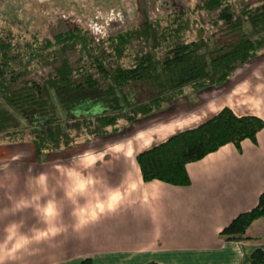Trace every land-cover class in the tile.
Listing matches in <instances>:
<instances>
[{
  "label": "trees",
  "instance_id": "1",
  "mask_svg": "<svg viewBox=\"0 0 264 264\" xmlns=\"http://www.w3.org/2000/svg\"><path fill=\"white\" fill-rule=\"evenodd\" d=\"M4 1L10 0H0V6ZM187 8L158 18L146 14L137 25L98 38L69 28L52 41L20 46L0 28V145L29 142L43 156L116 134L121 124L162 113L188 91L223 86L264 50V0L238 5L201 0ZM194 11L205 13L207 26H193ZM193 29L200 32L189 38ZM262 129L260 116L222 106L197 125L138 152L142 180L187 186V164L230 143L238 150L246 139L256 143ZM259 218H264V191L220 235L246 239ZM78 264L93 261L85 257ZM249 264H264V250L255 248Z\"/></svg>",
  "mask_w": 264,
  "mask_h": 264
},
{
  "label": "crops",
  "instance_id": "2",
  "mask_svg": "<svg viewBox=\"0 0 264 264\" xmlns=\"http://www.w3.org/2000/svg\"><path fill=\"white\" fill-rule=\"evenodd\" d=\"M156 114L130 125L146 124ZM131 134L135 142L139 133ZM127 148L117 152V161L110 158L118 166L114 182L106 183V199L68 195L38 199L34 208L26 200L0 202V264H78L85 257L93 264H249L255 248L264 250V218L248 227L246 239L220 235L264 191V130L256 143L246 139L240 150L230 143L187 164V186L143 181L134 162L140 151L131 158Z\"/></svg>",
  "mask_w": 264,
  "mask_h": 264
},
{
  "label": "rangeland",
  "instance_id": "3",
  "mask_svg": "<svg viewBox=\"0 0 264 264\" xmlns=\"http://www.w3.org/2000/svg\"><path fill=\"white\" fill-rule=\"evenodd\" d=\"M200 1L10 0L1 3L0 28L8 30L4 36L9 32L13 34L14 43L21 46L34 40L40 43L44 38L52 41L56 33L69 28L87 30L93 36L91 26L99 27L106 34L127 29L141 22L146 14L158 18L187 7L190 10ZM258 1L231 0L234 5ZM189 19H194V27L207 26L208 18L203 11L190 13ZM199 32L193 29L187 36L193 38ZM175 101H178L175 108L156 114L146 124L123 123L119 133L64 148L57 153L36 156L29 142L0 145V202L4 199L26 200L31 201L34 208L38 199H66L68 195H74L75 199H106L109 196L105 192L106 183L114 182L112 176L118 166L110 162V158L117 161V152L125 147L133 158L138 151L197 125L228 104L238 114L251 113L264 119V50L236 69L223 86L188 91ZM195 119L198 121L186 124ZM166 120H171L166 123L171 125L162 129ZM133 130L139 133L135 142L130 139ZM145 131L150 132L144 134ZM121 147L124 148L118 149ZM92 183L95 186L89 192ZM12 205L9 203L7 207Z\"/></svg>",
  "mask_w": 264,
  "mask_h": 264
},
{
  "label": "built area",
  "instance_id": "4",
  "mask_svg": "<svg viewBox=\"0 0 264 264\" xmlns=\"http://www.w3.org/2000/svg\"><path fill=\"white\" fill-rule=\"evenodd\" d=\"M118 26H119V25H118ZM91 31H92V33L94 34V36H95L96 38H98V37H104V36L107 35L106 33L103 32L102 29H100V28L97 27V26H91ZM107 33H108V32H107ZM105 34H106V35H105Z\"/></svg>",
  "mask_w": 264,
  "mask_h": 264
}]
</instances>
